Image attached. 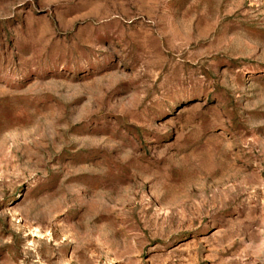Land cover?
<instances>
[{"label": "rangeland", "instance_id": "374dc122", "mask_svg": "<svg viewBox=\"0 0 264 264\" xmlns=\"http://www.w3.org/2000/svg\"><path fill=\"white\" fill-rule=\"evenodd\" d=\"M0 264H264V0H0Z\"/></svg>", "mask_w": 264, "mask_h": 264}]
</instances>
